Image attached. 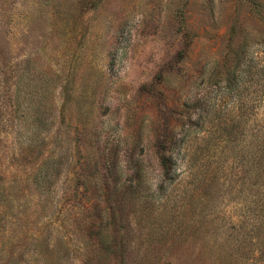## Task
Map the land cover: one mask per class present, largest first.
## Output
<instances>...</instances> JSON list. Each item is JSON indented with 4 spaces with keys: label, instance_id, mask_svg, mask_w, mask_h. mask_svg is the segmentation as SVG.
<instances>
[{
    "label": "rangeland",
    "instance_id": "1",
    "mask_svg": "<svg viewBox=\"0 0 264 264\" xmlns=\"http://www.w3.org/2000/svg\"><path fill=\"white\" fill-rule=\"evenodd\" d=\"M0 264H264V0H0Z\"/></svg>",
    "mask_w": 264,
    "mask_h": 264
}]
</instances>
